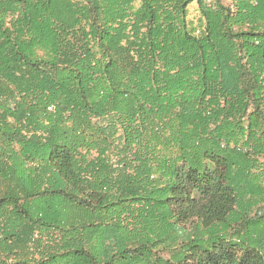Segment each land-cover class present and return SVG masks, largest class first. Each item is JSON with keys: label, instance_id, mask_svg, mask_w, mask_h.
Listing matches in <instances>:
<instances>
[{"label": "trees", "instance_id": "16d2710c", "mask_svg": "<svg viewBox=\"0 0 264 264\" xmlns=\"http://www.w3.org/2000/svg\"><path fill=\"white\" fill-rule=\"evenodd\" d=\"M0 264H264V0H0Z\"/></svg>", "mask_w": 264, "mask_h": 264}, {"label": "rangeland", "instance_id": "374dc122", "mask_svg": "<svg viewBox=\"0 0 264 264\" xmlns=\"http://www.w3.org/2000/svg\"><path fill=\"white\" fill-rule=\"evenodd\" d=\"M191 17L196 18L198 16L197 5L193 4L190 8Z\"/></svg>", "mask_w": 264, "mask_h": 264}]
</instances>
